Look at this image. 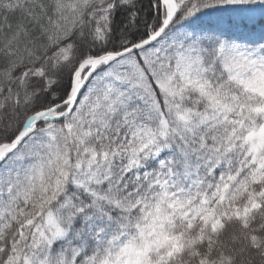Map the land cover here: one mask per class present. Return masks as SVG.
Here are the masks:
<instances>
[{
	"label": "snow or ice",
	"instance_id": "6c2138e0",
	"mask_svg": "<svg viewBox=\"0 0 264 264\" xmlns=\"http://www.w3.org/2000/svg\"><path fill=\"white\" fill-rule=\"evenodd\" d=\"M0 264H264V0H0Z\"/></svg>",
	"mask_w": 264,
	"mask_h": 264
}]
</instances>
